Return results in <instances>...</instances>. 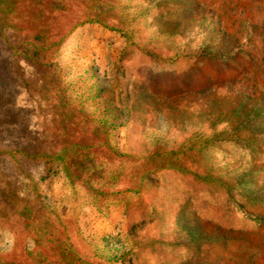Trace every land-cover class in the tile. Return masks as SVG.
<instances>
[{
  "label": "rangeland",
  "instance_id": "obj_1",
  "mask_svg": "<svg viewBox=\"0 0 264 264\" xmlns=\"http://www.w3.org/2000/svg\"><path fill=\"white\" fill-rule=\"evenodd\" d=\"M0 264H264V0H0Z\"/></svg>",
  "mask_w": 264,
  "mask_h": 264
}]
</instances>
